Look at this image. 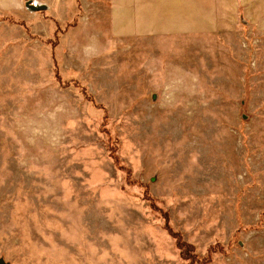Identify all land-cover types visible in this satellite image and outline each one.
<instances>
[{"label": "rangeland", "instance_id": "rangeland-1", "mask_svg": "<svg viewBox=\"0 0 264 264\" xmlns=\"http://www.w3.org/2000/svg\"><path fill=\"white\" fill-rule=\"evenodd\" d=\"M243 30L79 63L0 13V261L264 264V30Z\"/></svg>", "mask_w": 264, "mask_h": 264}, {"label": "crops", "instance_id": "crops-1", "mask_svg": "<svg viewBox=\"0 0 264 264\" xmlns=\"http://www.w3.org/2000/svg\"><path fill=\"white\" fill-rule=\"evenodd\" d=\"M0 13L24 20L34 32L51 31L67 59L79 63L113 46L169 41L196 47L200 38L264 30V0H0Z\"/></svg>", "mask_w": 264, "mask_h": 264}, {"label": "water", "instance_id": "water-1", "mask_svg": "<svg viewBox=\"0 0 264 264\" xmlns=\"http://www.w3.org/2000/svg\"><path fill=\"white\" fill-rule=\"evenodd\" d=\"M0 264H4V263L0 261Z\"/></svg>", "mask_w": 264, "mask_h": 264}, {"label": "trees", "instance_id": "trees-1", "mask_svg": "<svg viewBox=\"0 0 264 264\" xmlns=\"http://www.w3.org/2000/svg\"><path fill=\"white\" fill-rule=\"evenodd\" d=\"M53 42H54V41H53ZM164 217H166V216H164ZM181 245H182V244H180V247H181Z\"/></svg>", "mask_w": 264, "mask_h": 264}]
</instances>
